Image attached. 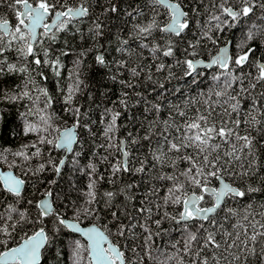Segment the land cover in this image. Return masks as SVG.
<instances>
[{"label":"trees","instance_id":"1","mask_svg":"<svg viewBox=\"0 0 264 264\" xmlns=\"http://www.w3.org/2000/svg\"><path fill=\"white\" fill-rule=\"evenodd\" d=\"M29 2L33 3V0ZM56 2V11L66 10L67 7L75 9L83 4L89 9V14L74 19L68 24L66 31L53 30L55 39L51 38L52 33L44 35L41 30L32 55L19 50L24 45L23 41L12 40L9 44L11 37L0 33V39H3V44H0V67L3 68L0 71V166L4 170H13L25 180L19 198L0 191V229L7 228L11 233L7 235L0 230V253L19 245L43 227L49 235V242L42 252L40 264H74L76 241L85 248L80 253V264H90L87 242L59 225L55 219L58 215L75 220L81 225L96 224L101 227L110 240L125 252L129 264H178L179 257L183 256L186 233L182 224L178 225L164 218L163 213L167 211L175 216L182 209L171 204L164 206V198L172 181L160 177L179 175L188 165L178 159V154L169 152L167 144H163L159 135L164 128L161 122L167 120L170 124L183 126L186 119L197 114V110L204 111L207 106L205 102L213 104L217 112H223L217 101L222 103L226 97L218 98L214 95L216 91L223 90L224 81L228 79L222 74L223 70L218 66L199 69L203 74L193 82L192 77L185 75V65L182 62L198 58L210 60L212 55L217 54L218 48L230 40L232 56L235 58L240 51L237 44L246 39V33L255 24L257 28L252 29L254 38L247 42L243 51H247L248 47L255 48L256 51L249 60L264 63V20L259 18L261 13L257 10L255 15L242 19L234 27L225 26L222 32H217L213 27L216 21H212L211 17L220 15L215 5L222 0H179L184 10L190 14V31L181 37H169L165 33L154 31L145 38L137 35L135 26H147L151 22L154 13L150 0ZM11 3L12 0H0V21L7 20L14 30L18 21L15 11L9 6ZM112 5L117 7L116 13L107 11ZM18 10L21 11L22 8L18 6ZM157 12L159 14L156 19L163 26L168 19L167 11L157 6ZM226 19L221 16V20ZM97 24L100 25L99 35L96 34ZM205 31L217 38L216 45L202 39ZM125 40L126 44L123 43ZM169 40L174 45V54L166 57L163 51ZM197 41L200 42L197 48L189 46L190 42L195 44ZM145 44L147 47H142ZM157 45L159 50L153 52L152 49ZM193 51L197 54L189 55ZM99 55L103 56L104 65L96 59ZM35 59H39L41 63L37 65ZM255 63L252 67L245 65L244 69H236L237 74L251 73L250 76H245V87L250 80L254 82L253 78L258 75ZM161 64L164 67L158 71ZM9 65H14L16 70L9 71ZM133 69L138 75H133ZM217 75L221 77L219 81L213 79ZM238 87L237 81L233 88L228 89L229 93H234ZM261 91L264 88L259 85L251 90V96L243 100V108L249 109L252 97L259 99ZM121 100L126 101L127 107L120 103ZM153 105L160 106L159 113L155 112ZM178 111H184L186 116H179ZM115 112L120 115L116 120L115 130L109 133V139V136H105V130ZM232 115L236 118L235 113ZM238 118L244 120L248 117L242 110ZM71 126H76L77 143L57 175L54 166H59L65 151H59L55 144L59 133ZM246 128L247 125H241V134H245ZM169 132L170 139L177 135L174 128ZM252 134L264 143V136L255 132ZM146 135L150 139H144ZM134 139L135 143L132 142ZM49 140L52 143H48ZM161 145L167 155L158 161L153 156L161 155L157 151ZM37 149L39 153L35 154ZM21 151L28 155L27 161L14 155ZM124 151L129 153L127 158ZM76 153L79 155H75ZM257 158L261 165L259 175L264 176V147L259 148ZM125 159L130 171L114 173L113 166L123 165ZM13 163L16 166L10 167ZM90 163L95 166V172L88 167ZM239 163L235 162L234 170L237 173L243 171ZM41 165H44L43 171H37ZM141 166L144 169L142 172L135 171ZM26 171L27 175L24 174ZM225 180L237 187L247 184L264 187L255 178L248 180L239 175H226ZM92 181L95 184L90 189L89 183ZM128 185L133 187L128 189ZM217 185L218 181L212 178L209 186ZM186 187L189 193L193 191L191 187ZM2 188L0 181V189ZM90 191L95 194L92 203H88ZM47 192L52 193L54 211L48 216H42L36 205ZM107 192L116 195L109 201L105 196ZM195 192L197 195L201 194L199 188ZM209 200L210 197L205 194V202L201 206H210L206 203ZM157 205L160 207L157 208ZM249 205L252 207L249 208ZM262 205L264 191L250 193L242 200L229 201L227 207L232 208L237 215L230 216L226 209L221 210L217 215L218 225L223 224L228 231H238L234 226L237 223L247 225L248 221L242 220L246 214L249 215V221L253 216L256 220H261L259 214L264 212ZM141 207L152 211L141 213ZM113 211L117 213L116 218L112 216ZM19 213H25L31 223H17ZM156 220H161L159 227L155 224ZM197 223L191 222L189 231H197ZM119 224L128 229L124 236L117 234ZM12 225H15V230ZM132 225L135 227L132 228ZM142 225L151 230L155 243H145L148 233ZM205 227H209L206 222ZM215 230L219 231V228ZM157 232L160 233L159 236L155 235ZM198 234L203 235V230H199ZM172 244H176V247L173 248ZM210 251L212 250H206ZM204 254L202 252L201 256ZM173 256L177 258L173 259ZM183 259L184 264H192L194 257L183 256ZM247 264H264V261L249 256Z\"/></svg>","mask_w":264,"mask_h":264},{"label":"snow or ice","instance_id":"2","mask_svg":"<svg viewBox=\"0 0 264 264\" xmlns=\"http://www.w3.org/2000/svg\"><path fill=\"white\" fill-rule=\"evenodd\" d=\"M150 3L154 13L153 18L147 26H135L138 36L146 38L154 31H159L167 34L169 37H181L184 33L190 31V14L184 10L179 0H176V2H173V0H150ZM9 6L15 11L18 25L13 30L7 20L0 21V33L11 37L8 42L9 44L12 40L23 41L24 45L19 50L26 55L33 54V43L36 40L37 29L42 28L44 35L52 33L51 38L55 39V32L53 30L66 31L68 24L74 19L85 17L89 14V9L83 4L75 9L67 7L66 10L56 11V0H33V3H30L29 0H12ZM18 6L22 8V11L18 10ZM157 6L163 7L167 11L168 19L163 26L156 19V15L159 14L157 12ZM215 6L219 9L220 15H213L211 20L216 21L213 27L217 32H222L225 26L229 28L234 27L242 19L255 15L257 10L261 13L259 18L264 20V0H222L221 3ZM107 11L116 13L118 9L115 5H112ZM128 15H132V13H128ZM221 16L227 19L221 20ZM49 18H52L51 23H48ZM254 28H257L255 24L246 33V39L241 40L237 44L236 47L240 51L237 52L235 58L230 53V42H228L224 47L218 48L217 54L211 56L210 63L208 64H205L201 60L193 61L191 59H185L182 62L185 65V75L192 77L193 82L196 81V77L203 74L198 70L201 65L206 68L218 66L223 70L222 74L228 77V79L224 81L223 90L214 93L218 98L226 97L222 103L217 101L220 107L223 108V112H217L213 104L205 102L207 106L204 108V111L200 112L197 110V114L192 118L186 119L183 126L176 125L175 123L170 124L167 120L161 122L164 128L159 135L162 137L163 144H167L168 151L178 154V159L186 162L188 165L187 168L180 171L179 175L160 177L161 179L172 181V186L168 189L164 198V206L167 207L171 204L172 206H180L182 209L175 216L165 211L163 217L174 221L178 225H183L186 238L183 242L182 252L183 256L194 257L192 264H222V262H226V264H247L249 256L264 261V212L259 214L261 220H256L253 216L251 221H249V215H244L242 220L248 221V223L247 225L237 223L234 228L239 229L238 231H228L224 229L223 224L218 225L217 221V215L221 210L226 209L230 216L237 215L232 208L227 207L229 201L236 199L242 200L250 193L264 191V187H254L252 184L237 187L225 180L226 175L232 177L239 175L246 177L248 180L255 178L264 185V176L259 175L261 165L257 158L259 148L264 147V143L258 140L256 135L252 134L255 132L257 135L264 136V91L259 93V99L252 97V103L249 109L243 108V100L251 96V90H255L257 85L264 88V63H255V60H249L252 53L256 51L255 48L248 47L247 51H243L247 47V42L254 38L255 33L252 31ZM96 29V34L99 35V24L96 25ZM202 39H207L213 45L217 43V38L209 35L207 31L203 32ZM123 43L126 44L127 41L125 40ZM0 44H3V39H0ZM199 44V41L195 44L190 42L189 46L195 49ZM142 47H147V45H142ZM173 49L174 45L169 40L166 50L163 51V55L166 57L173 56ZM158 50L159 45L152 49L153 52ZM185 51L187 52L188 50L185 49ZM196 54L195 51L189 53L192 56ZM96 59L101 65H104L105 61L103 56H97ZM35 63L39 65L41 61L35 59ZM253 63H255L258 69V75L253 78L254 82L250 80L248 86L245 87V76H250L251 73L237 74L236 69H244L245 65L252 67ZM163 67V64H161L157 70H162ZM8 70L15 71L16 69L14 65H9ZM0 71H3L2 67H0ZM133 75H138L134 69ZM220 78L218 75L213 76V79L216 81H219ZM237 81L239 82V87L234 93H229L228 89L233 88V85ZM70 99L71 93L69 94V101ZM120 103L127 107L126 101L121 100ZM152 107L156 113H159V105H153ZM176 107L178 108L179 106ZM242 110L248 117L244 120L238 118ZM76 111L77 113L79 112L78 109ZM233 113L236 114V118L233 117ZM119 115V112L113 113L111 122L105 130V136H109V133L115 130L116 120ZM178 115L185 117L186 113L184 111H178ZM242 124L247 125V128L244 130L245 134H241ZM75 127L66 129L61 133L59 137L60 142L55 144L57 149H65L68 153L72 152V145L76 142ZM172 128L175 129L177 135L170 139L169 136L171 133L169 130ZM165 133H168V135ZM109 139H111L110 136ZM144 139H150V136L146 135ZM41 142L44 141L42 140ZM47 142L52 143L51 140ZM132 142L135 143V139ZM157 151L161 155L154 154L153 158L158 161L167 155L163 152V145L159 146ZM186 152L187 154H185ZM38 153L39 149H37V153L35 154ZM123 154L125 158L129 155L127 151H124ZM14 155L23 157L25 161L29 159L28 155L22 151L16 152ZM75 155H79V153ZM248 157H251V159H248ZM245 160L247 163H244ZM235 162H240L239 167L243 171L237 173L234 170L236 167ZM63 164L64 161L61 160L59 166H54L57 175L60 174ZM15 166V163L10 165V167ZM88 167L92 172H95L94 165L90 163ZM43 169L44 165H41L37 171H43ZM121 170L124 172L130 171L127 159H125L123 165L117 164L113 166L114 173ZM143 170V166L135 169L137 172H142ZM24 174L27 175V171ZM181 177H183V180H181ZM212 178H215L219 182L220 186L218 188L209 186ZM0 181L3 183V188L0 191H5L17 198L21 197L25 180L13 175L11 172H0ZM52 183H55V181H52ZM94 184L95 181L89 183V188L92 189ZM186 185L193 189L191 193H189ZM132 187L133 185L127 186L128 189ZM197 188L200 189V195H197L195 192ZM205 194L210 197V200L206 202L210 206H201L202 202H205ZM88 195L90 197L88 203L94 202V192L90 191ZM115 195L112 192L105 193L109 201ZM51 196L52 193L47 192L46 197ZM129 198L131 199V197ZM36 207L40 210V215L42 216H48L51 212V204L46 201H41ZM159 207L160 205H157V208ZM248 207L251 208L252 206L249 205ZM261 207H264V205ZM12 211H15V209H12ZM139 211L141 213L144 211L151 213L152 209L141 207ZM112 216L116 218L117 213L113 211ZM55 219L59 225L81 233L90 241L88 245V249H90V264H129L126 260L125 252L98 228L81 229L78 224L69 222L58 215L55 216ZM20 221L31 223V220L27 219L25 213H19V221L17 223ZM193 221L198 222L196 225L197 231H189V228L192 227L191 222ZM205 222L209 227H205ZM155 224L159 227L161 220H156ZM131 227L134 228L135 225ZM141 227L144 226L142 225ZM217 227L219 231L215 230ZM12 228L15 230V225H12ZM209 228L214 230L210 231ZM0 230L4 231L7 235H11L7 228ZM126 230L128 229L123 224H119L117 234L124 236ZM144 230L148 233L145 238V243L148 244L149 241L155 243L152 240L153 234L151 230L147 227H144ZM199 230H203V235L198 234ZM155 235L159 236L160 233L157 232ZM48 242L49 235L41 227L31 236H28L19 247L0 253V264H40L42 249L45 248ZM104 245H107V247H104ZM193 245H196L195 249ZM171 246L175 248L176 244H172ZM208 249L212 251L206 252ZM84 250V245L76 241L74 264H80V260L82 259L80 253ZM202 252L205 253L203 256H201ZM183 256L179 257L178 264H184ZM172 258L175 259L177 257L173 256Z\"/></svg>","mask_w":264,"mask_h":264},{"label":"water","instance_id":"3","mask_svg":"<svg viewBox=\"0 0 264 264\" xmlns=\"http://www.w3.org/2000/svg\"><path fill=\"white\" fill-rule=\"evenodd\" d=\"M173 2H174V1H173ZM21 11H22V10H21ZM79 18H82V17H79ZM79 18H76V19H79ZM51 22H52V18H49L48 23H51ZM9 25H10V23H9ZM10 27H12V26L10 25ZM41 30H43V29H42V28L37 29L36 40H37V38H38V36H39ZM36 40H35V42L33 43V46H34V44L36 43ZM229 42H230L229 50H230V53L232 54V47H231L232 42H231V40H230ZM224 46H225V45H224ZM224 46H222V47H224ZM222 47H220V48H222ZM99 56H101V55H99ZM197 60H201V61H203L205 64L210 63V60H205V59H202V58L193 59V61H197ZM258 63H262V62H258ZM213 67H216V66H212L211 68H208V69H212ZM205 68H206V67H203V65H201V66L198 68V70H199V69H205ZM73 127H74V126L67 127V128H65V129H63V130L59 133V137H60L61 133L64 132L66 129H71V128H73ZM75 133H76V142L72 145V151H73V149H74L75 144L77 143V136H78V133H77L76 127H75ZM59 137H58L56 143L60 142V141H59ZM121 145H122V149H123V148H124V140H123V139L121 140ZM58 150H59V151H65V156H64L63 159H62V160L64 161V163H65L66 158H67L68 154H70V153H68L65 149H58ZM0 172H2V173H8V172H11L13 175L17 176L13 170H10V169H6V170H4L3 168H1V166H0ZM18 177H19V176H18ZM19 178H20V177H19ZM21 179H22V178H21ZM226 182H228V181L226 180ZM1 183H2V181H1ZM228 183H229V182H228ZM2 185H3V183H2ZM219 186H220V185H219V182H218V185H217L216 187L218 188ZM210 187H211V186H210ZM23 188H24V187H23ZM41 201H46L47 203L51 204V212L49 213V215H50L51 213H53V211H54V206H53V203H52V198H51V197H46V195H45V196L39 201V203H40ZM64 219H66V220L69 221V222H73V223L78 224V226H79L81 229H88V228L96 227V228H98L100 231L104 232L103 229H102L101 227H99L98 225H96V224L81 225L79 222H77V221H75V220L68 219V218H64ZM69 230H70L72 233L77 234V235H79L80 237H82L83 240L87 242V245H89L90 241H88V239H87L85 236H83V235H82L81 233H79V232H75V231H73V230H71V229H69ZM104 234L107 235L105 232H104ZM107 236H108V235H107ZM108 238H109V237H108ZM109 239H110V238H109ZM23 242H24V240H23L19 245L15 246V247H13V248H17V247H19ZM45 246H46V245H45ZM104 247H107V245H104ZM11 249H12V248H11ZM11 249H8V250H6V251H9V250H11ZM43 250H44V249H42V252H43ZM4 252H5V251H4ZM2 253H3V252H2ZM89 256H90V249H89ZM41 260H42V254H41ZM41 260H40V262H41Z\"/></svg>","mask_w":264,"mask_h":264},{"label":"bare ground","instance_id":"4","mask_svg":"<svg viewBox=\"0 0 264 264\" xmlns=\"http://www.w3.org/2000/svg\"><path fill=\"white\" fill-rule=\"evenodd\" d=\"M113 72V71H112ZM59 136V135H58ZM58 138V137H57ZM63 158V157H62ZM40 201V200H39ZM67 239V238H66ZM70 240V239H69Z\"/></svg>","mask_w":264,"mask_h":264}]
</instances>
